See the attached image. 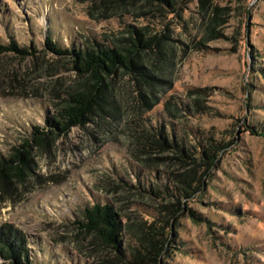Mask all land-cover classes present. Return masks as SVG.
<instances>
[{
  "label": "rangeland",
  "instance_id": "1",
  "mask_svg": "<svg viewBox=\"0 0 264 264\" xmlns=\"http://www.w3.org/2000/svg\"><path fill=\"white\" fill-rule=\"evenodd\" d=\"M179 1L166 17L109 0H0V45L28 52L0 53V157L92 81L49 36L83 48L124 45L127 24L159 34L140 58L147 74H111L96 115L31 140L24 170L0 179V235H22L33 264H264V0ZM160 126L193 156L151 143ZM188 183L190 198L177 190ZM95 203L115 208L128 257L82 230ZM153 225L169 238L158 256L143 233Z\"/></svg>",
  "mask_w": 264,
  "mask_h": 264
},
{
  "label": "trees",
  "instance_id": "2",
  "mask_svg": "<svg viewBox=\"0 0 264 264\" xmlns=\"http://www.w3.org/2000/svg\"><path fill=\"white\" fill-rule=\"evenodd\" d=\"M109 1H116L121 9L127 8L129 5L134 6L135 4H142V6H148V11L145 13L146 15H153L154 13L151 11H156L157 13L164 12L166 17L175 12L177 5L180 3L179 0ZM168 7L173 9V11H169L167 9ZM126 27H128L126 32L129 34V37L125 38L126 43L124 45L116 42L108 43L97 41L95 44L83 48L79 46L65 48L56 44L57 42L50 39V36L47 38L45 44L53 53L60 56L64 55V57L69 56L73 67L78 70V73L80 75L88 74L92 81L86 89L71 95L69 102L62 107L58 113L47 116L46 127L35 126L32 128L31 140H33L35 144H40L46 136H60L61 134L69 132L73 126L85 125L93 115H96L98 110L102 109V102L105 101V94L109 87L108 78L111 74L117 73L120 69L127 70L136 77H139L141 73L147 74V72L143 71V63L140 62V58L147 49H152L155 46L159 34L153 36L147 35V26L137 28V26L133 24H127ZM161 29L164 30L163 27H161ZM2 52L28 53L14 41L8 45H0V53ZM159 130L163 141L154 139L155 141L151 143L156 142L162 148H165L166 145H172L171 143H173L177 148L184 150L187 155L193 156L191 149L183 139L184 137L180 138L179 135L176 134L177 130L168 131V129L165 127L163 128V126H160ZM31 140L27 139L20 146L14 147L12 156L8 158L4 156L0 157V179L10 176L12 172L19 175L24 170L26 165L30 162L31 151L29 147L32 146ZM144 143L146 144V142ZM215 152H217V150H214V153L211 154H209V152L207 153L208 161L205 162L207 169L202 176H208L209 168L212 162L217 158V153ZM199 183L203 185L201 180ZM188 187L191 189L190 192L186 191L184 187L178 188L177 190L181 195L189 196L190 198L195 188L190 183H188ZM149 190H153L158 195L161 192L160 189L151 188ZM118 216L115 208L109 203H95L85 209L84 220L80 222V225L83 231L93 233L101 239L106 246L116 247L121 254L128 257L129 244L127 243L126 249L122 248L123 238L120 232L121 229ZM7 230L5 236L2 234L0 235V254L2 257L11 259L12 261L10 264H33L29 260L30 250L26 246V239L11 229ZM3 232L4 230H2V233ZM143 233L145 239L151 242V248L154 250L153 253L157 256L163 253L169 238L161 233L155 225L151 226L149 231L145 230ZM158 233L162 234V236L164 235V238L155 240V235ZM130 252L132 254L135 253V257L142 253L141 250H131Z\"/></svg>",
  "mask_w": 264,
  "mask_h": 264
}]
</instances>
